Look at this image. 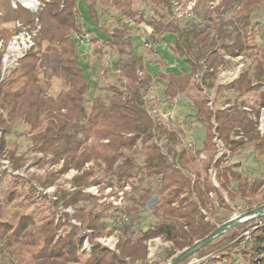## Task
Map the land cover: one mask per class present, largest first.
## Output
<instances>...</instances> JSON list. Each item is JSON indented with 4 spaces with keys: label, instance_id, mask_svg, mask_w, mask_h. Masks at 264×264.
I'll return each mask as SVG.
<instances>
[{
    "label": "trees",
    "instance_id": "trees-1",
    "mask_svg": "<svg viewBox=\"0 0 264 264\" xmlns=\"http://www.w3.org/2000/svg\"><path fill=\"white\" fill-rule=\"evenodd\" d=\"M142 1L150 2L156 15L147 21L152 28L149 38L170 35L171 52L187 69L151 74L142 54L132 47L130 28L114 26L106 43L118 55L116 81L103 88L104 94L93 95L77 62L72 35L84 31L77 0H42L35 14L20 5L12 9L10 0H0V25L15 16L31 26L37 18L40 25L34 46L2 78L0 62V155L12 171H18L28 161V154H40L34 163L52 167L44 176L32 174L29 180L42 188L57 183L69 169L76 170L71 189L59 187L53 196H38L34 184L30 185L16 204L19 217L15 224L0 208V255L8 256L0 264H146L147 243L154 238L170 243L166 253L170 259L217 227L211 219L216 206L229 207L223 192L230 200L241 198L252 208L257 205L256 194L261 192L264 198V190H260L264 184V133L257 129L264 107V35L256 40L263 29L257 18L264 12V0H219L214 6L213 0H196L195 17L183 23L171 17L172 3L180 0ZM85 3L95 20L98 3L105 10L113 7L119 17L142 21L135 0ZM14 23L10 30L0 28V39L10 38L16 31ZM97 39L91 35L90 40ZM226 56H244L249 63L231 82L219 84L217 72L228 64ZM156 77L165 81L163 93L170 100L199 79L197 87L207 95L192 102L194 116L205 129L200 148L177 149L179 126L169 128L148 112L144 96ZM55 83L61 87L52 92ZM211 90L214 97L209 98ZM223 92L231 97L220 107L216 95ZM251 92L258 95L255 108L243 100ZM41 122L44 126L38 129ZM19 124L29 129L24 152L18 150L17 140H7ZM214 138L228 155L225 151L217 154ZM161 139L163 148L158 144ZM247 147L262 164L261 173L252 178L238 170L239 162L230 161ZM200 154H205L215 171L217 186L210 176L189 172ZM94 182L119 188L128 184L127 203L112 210L109 204L99 203L97 196L85 190ZM14 191L9 200L19 198ZM59 207L62 212L57 214ZM146 209L155 220L142 227L141 214ZM120 214L127 220L118 224L115 219ZM262 222L261 216L237 224L176 264H188L194 256L216 251L250 227L256 228L246 245L254 250L264 237ZM114 231L117 242L113 249L96 241ZM85 239L87 247L83 246ZM200 264L226 263L209 258Z\"/></svg>",
    "mask_w": 264,
    "mask_h": 264
},
{
    "label": "rangeland",
    "instance_id": "rangeland-1",
    "mask_svg": "<svg viewBox=\"0 0 264 264\" xmlns=\"http://www.w3.org/2000/svg\"><path fill=\"white\" fill-rule=\"evenodd\" d=\"M13 1L15 0H10V6L12 9H15V7L19 4L16 3V6L14 7L12 4ZM182 1L183 0L177 2ZM218 2L219 0H213V6L216 5ZM135 4L139 10V14L142 16V21L139 22H136L132 19H128L126 17H119L117 10H115L113 7H109L107 10H105L98 3L96 4V12L98 19L95 20L88 12L85 0H77L76 2L80 13L79 22L82 23L84 32L88 33V38L90 39L91 35L98 37L95 42L90 40L88 44H83L77 39L75 40L76 51L78 53L77 62L79 66L82 67V69L84 70L87 81L91 86L90 92L93 93V95H96L98 93L104 94L105 91L103 90V88L107 86L108 83L116 81V69L114 63L117 60L118 55L116 50L112 49L106 43V38L109 37L108 31H110L114 26L126 24L130 28V32L128 35L130 37L132 47L136 53L142 54L144 59V66L146 70L151 74L162 70H179L182 67L187 69V65L183 62V60H181L178 56L171 52L170 46L172 40L170 35L162 34L157 36L156 39L152 40V42L155 43V47H151L152 49L143 47L139 38V34L145 29L146 26H150L147 24V21L155 17L156 15L153 12V8L150 2L135 0ZM178 7L179 12H181L185 10L186 5L179 4ZM172 8L173 6H171V17H173V19L178 20L179 18L174 16L175 14ZM37 10H29V14H35ZM18 11L21 12V14L23 13L20 8H18ZM17 18L18 17L15 16L11 21L1 24L0 28L4 27L10 30L12 28L13 22L16 21ZM185 19L186 18L179 19L180 23H183ZM257 19L263 25L261 33L258 34L256 37V40L258 42L260 40V37L264 35V12H260L258 14ZM125 20H128L129 22L125 23ZM73 34L74 32H72V35ZM155 53L160 54L158 58ZM108 57L113 62V66L111 68L105 67L103 65V61H105ZM225 60H228V64L226 66H223L225 67V71H234L237 66L241 63H243L242 69H244L249 63V60L246 59L244 56H226ZM103 69L104 71L103 73H101ZM218 74L219 73L217 72L216 83L227 84L232 81H228V76L226 74L224 77H220L218 76ZM197 82H199L198 78L195 79L194 83L191 84V86L184 93L179 94L173 100H170L167 99V97L163 93L165 81L156 77L152 81L150 90L144 96L145 106L148 112H150L155 119L161 121L162 123H165L169 128H176V126H179V128L181 129L179 135L180 142L176 146L177 149H180L184 146H187L192 149L200 148L202 145V140L205 136L204 126L194 116L195 109H193L192 106V102L194 100L207 96L204 90L199 89L197 87ZM94 84H96V87L94 86ZM60 87L61 86L59 83H55V87L53 88L52 92L57 91ZM216 96L218 97L217 105L220 107H224L223 102L225 98L231 97V94L228 92H223L217 94ZM208 97H214L213 90H211ZM257 98V93L251 92L247 94L243 98V100L246 102L247 106H249L250 108H255L258 100ZM161 113L168 114V117L166 119L161 118ZM260 113L261 109L257 121L260 118ZM43 126L44 122H41L38 125V129L43 128ZM28 134V127L24 124H19L13 130L12 134L7 137L8 143L17 140V142L19 143L18 150L20 152H24L29 144L27 138ZM164 142V139H161L158 141V144H160L163 148ZM214 142L216 145L217 154H219L218 152L220 150V144L222 145V143L219 139L216 138H214ZM222 149L225 150L224 147ZM202 155V157L199 156L198 159L192 165H190L188 170L191 173L194 170H197L200 172L201 176H210L212 178L213 173L215 171L208 166L205 154ZM40 156V154H28L29 159L24 165V167L18 171H12L11 168L8 166V161L2 158L0 155V208L5 212L7 219L12 224H15L19 217V212L17 211L16 204H18L20 199L23 198V195H25V193L28 191L30 185L34 184L36 190L35 194H37L38 196L43 193L47 194L48 196H53V193L59 187L69 189L68 184L70 185L71 177L76 174V170L69 169L58 179L57 183L50 185L47 188H42L39 184L35 185L33 181L29 180V177L32 174L44 176L46 171L52 167L49 164H45L44 167H38V165L34 163V160H36V158ZM140 159L141 157L139 156L138 160ZM230 161L239 162L240 166L238 167V170L247 178L258 176L261 173L262 164L254 156L253 151L250 147L245 148L240 154H237ZM91 164L92 163L90 162L86 166H90ZM91 185H95V188L97 189V193L93 195L99 198L98 202L109 204L112 210V207L114 206L111 203V199L109 198V196L110 194H113L117 189H119V187H106L105 184H97L96 182L92 183ZM260 190H264V184L261 186ZM13 191L16 192V194H19L21 197L18 195L19 198L17 197L12 200H9L8 196ZM129 191L130 188L124 189V204L127 203L125 194ZM88 192L90 191L88 190ZM223 195L225 199L228 200L227 205L229 207L225 208L222 206H216V209L213 213V218L211 219L212 221L215 220L217 222V226L231 217L264 205V198H262L261 192L254 196L255 200H257V205L253 208L241 198H235L233 200H230L228 197H226L227 194L225 192H223ZM124 204L122 206H124ZM67 211L71 213L72 209L68 207ZM55 212L59 214L60 212H62V208L59 207L55 209ZM141 215L142 227H145L146 224L154 222L155 220L150 211L147 209ZM261 216L264 217V214L255 217L257 218ZM260 225H263L264 232V222H262V224ZM255 228L256 227H250V229L244 230L231 242H224L225 244H222L220 248L216 249V251L205 254L204 256L192 257L189 260L188 264H200L201 261L207 260L209 258H220L226 264H264V237L261 241L260 246L254 250H251L249 245H246L249 244V242L252 240ZM226 234L228 235L230 234V232H227ZM103 236L97 237L96 241H98V238H101ZM147 244L148 255L146 264H165L169 260L166 258L167 249L170 246L169 242H166L161 238H155L148 241ZM179 252L180 251H178L177 253ZM7 259L8 256L0 255V261H6Z\"/></svg>",
    "mask_w": 264,
    "mask_h": 264
},
{
    "label": "built area",
    "instance_id": "built-area-1",
    "mask_svg": "<svg viewBox=\"0 0 264 264\" xmlns=\"http://www.w3.org/2000/svg\"><path fill=\"white\" fill-rule=\"evenodd\" d=\"M42 0H15L13 1V6H16V3L22 6L25 9L28 10H37L41 4ZM184 1V0H183ZM173 2V12L174 16L182 19L186 18L185 20H189L195 17L194 14V6L196 4V0H186L184 2ZM179 4H185V10L179 12L178 5ZM128 20H125V23H128ZM15 27L16 31L10 36V38L6 41L3 39H0V62H1V78L6 76L10 70H12L17 64L18 61L26 54V52L34 46V37L36 32L38 31L40 25L38 23L37 18L34 19V25L31 26L30 24H22L18 20L15 21ZM152 33V28L150 26H146L143 31L140 32L139 38L144 48H150L154 46V42H152L153 39L149 38V35ZM74 38L79 40L83 44H88L90 41V38H88L87 32H82V34H73ZM155 47V46H154ZM156 52V51H155ZM157 58L160 54L155 53ZM228 57V56H227ZM103 65L105 67L111 68L113 66L112 60L108 57L105 61H103ZM243 67V63L239 64L237 68L234 71H225L223 66H220L218 68V76L224 77L225 74L228 76V81H231L235 79L238 76V73H240L241 69ZM104 69L101 71L103 73ZM211 104V102H209ZM154 112V110H153ZM264 107L261 108L260 118L258 119L257 129L261 134L264 133ZM150 113V112H149ZM168 117V114L161 113V118L166 119ZM219 147V145H218ZM222 145L220 144V150L219 154L224 153L225 150L222 149ZM225 153L228 155L229 153L225 151ZM199 156H203L200 154ZM88 165V164H87ZM212 183L217 186V182L215 180V172L213 173V176L211 178ZM69 189H71L70 185L68 184ZM130 188L128 184H125L122 188L117 189L113 194H110L109 198L111 199V203L114 207H121L124 204L123 196H124V189ZM111 189V188H110ZM85 190H89L91 194L97 193V189L95 188V185H91L87 187ZM209 196L213 197L214 194L212 192H209ZM217 205V204H215ZM67 210V209H66ZM69 211V210H68ZM116 223L120 224L122 221L127 220V216L125 214H120L116 217ZM116 231H114L109 236H103L101 238H98V242L110 249H113L115 246V243L117 242V235ZM155 239V238H154ZM84 247L88 246L87 239L84 240L83 243Z\"/></svg>",
    "mask_w": 264,
    "mask_h": 264
},
{
    "label": "water",
    "instance_id": "water-1",
    "mask_svg": "<svg viewBox=\"0 0 264 264\" xmlns=\"http://www.w3.org/2000/svg\"><path fill=\"white\" fill-rule=\"evenodd\" d=\"M264 205L256 207L252 210H249L244 213H240L234 217L229 218L225 222L218 225L213 231H211L209 234L204 236L203 238L195 241L191 246L184 248L182 251L174 255L172 258H170L165 264H176L177 262L181 261L183 258L189 256L205 244H207L209 241H211L216 236L220 235L221 233L225 232L229 228L240 224L250 218H253L258 215L264 214Z\"/></svg>",
    "mask_w": 264,
    "mask_h": 264
},
{
    "label": "bare ground",
    "instance_id": "bare-ground-1",
    "mask_svg": "<svg viewBox=\"0 0 264 264\" xmlns=\"http://www.w3.org/2000/svg\"><path fill=\"white\" fill-rule=\"evenodd\" d=\"M263 116H264V112H263ZM263 210H264V208H263Z\"/></svg>",
    "mask_w": 264,
    "mask_h": 264
}]
</instances>
